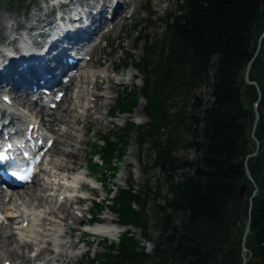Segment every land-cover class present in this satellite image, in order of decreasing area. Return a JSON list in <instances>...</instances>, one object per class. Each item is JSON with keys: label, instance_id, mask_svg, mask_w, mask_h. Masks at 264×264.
<instances>
[{"label": "trees", "instance_id": "obj_1", "mask_svg": "<svg viewBox=\"0 0 264 264\" xmlns=\"http://www.w3.org/2000/svg\"><path fill=\"white\" fill-rule=\"evenodd\" d=\"M173 3L174 8L158 19L162 36L148 41L137 65L145 73L141 94L149 116L144 130L148 160L162 177L153 185L146 181L137 194L130 186L120 190L112 205L120 221L138 226L154 250L151 255L138 252L137 242L125 234L96 264L242 263L239 239L253 190L244 159L255 149L250 132L256 100L255 88L244 82V73L264 30V0ZM249 78L259 85L261 101L255 130L260 149L248 161L258 194L253 199L246 257L247 264H264V37ZM138 99L135 91L120 94L110 113L129 112ZM119 134L126 137V132ZM101 138L104 144L95 147L103 164L112 169L126 140L117 144L108 136ZM178 151L186 154L178 156ZM243 183L247 191L240 198ZM94 206L101 209L98 203ZM115 248L118 254L111 255Z\"/></svg>", "mask_w": 264, "mask_h": 264}, {"label": "bare ground", "instance_id": "obj_2", "mask_svg": "<svg viewBox=\"0 0 264 264\" xmlns=\"http://www.w3.org/2000/svg\"><path fill=\"white\" fill-rule=\"evenodd\" d=\"M94 2L95 0H89ZM116 3H121V0H117ZM93 6V4L91 5ZM120 7V5H117ZM90 9V8H88ZM128 18H123L115 23V29L113 30L114 36L119 37L124 29V24ZM12 22L13 19L8 20L7 23ZM13 27L11 23V28ZM4 26L0 24V32H2ZM7 41L9 37H6ZM128 47L133 45L134 38L129 41ZM1 53V52H0ZM110 52L102 48H97L91 55L93 57L92 63L89 66L94 68V62L99 61V59L104 56L105 58L109 57ZM109 68H103L101 71L95 70H86L79 74L74 75L70 78L67 84L56 83L54 88L56 92H64V95L58 104L57 108L59 112H46L43 108L36 109V103L32 100H29L28 97L17 98L19 96L14 95L13 103L17 104L20 100L23 103V106L30 107L28 110L34 115H29L26 118L33 119L36 123H41L45 125L46 129L49 131L51 136L54 138L55 153L56 155H62V158L58 157L56 159L49 158V163L52 168L50 172H46L47 176L45 180H36L33 186H30L24 189L22 192H17L18 200L21 202H14L15 198H10V202L13 204V207L20 213L18 217L15 216V211L10 212V217L12 218L9 226L1 224L0 225V259L2 258L1 264L5 262H12L13 264L27 263L34 264L36 261L42 259L45 263L48 264H77L76 256L71 254V250L76 246L77 241L81 237V234L76 231L77 224L81 223L83 220L79 218L74 211V205L76 202L73 200L72 192L74 187L83 183L90 182L92 179L86 177V171L74 173V177H71L69 189L70 199L69 202L60 203L58 206H55L53 202V196L46 194L53 189H55V184H52L54 180L69 170H72V162L75 159L74 155H70L67 151L74 142L76 147L80 146L83 143L82 136L85 134L86 129L90 128V121L94 124H97L94 134H98L99 126L107 124L104 122V115L100 113L101 108L95 107L96 101L93 102L91 98L94 96V90L98 89V78L100 81H106L107 91L113 89L114 86H122L126 81L118 80L117 82L112 81ZM97 75V76H96ZM130 77H133V73H129ZM10 83V82H8ZM110 99H105V104H109ZM32 106V107H31ZM91 110H94L92 113ZM14 116L18 117V113L14 110L11 112ZM137 116L141 118V122H145L146 118L142 113V109L137 111ZM47 118V119H44ZM30 123V121H29ZM82 128H79L80 124ZM58 146H63L60 148ZM64 157L72 158L71 164H68ZM129 163L125 166V170L128 169ZM139 170V167H137ZM55 174V175H54ZM42 181V182H41ZM101 191L102 188H100ZM64 195L66 193L64 192ZM14 197V196H12ZM7 207V204H5ZM18 221V222H17ZM24 221L30 223V227H25L21 231L18 230L19 224H22ZM88 223V220L85 221ZM35 224L39 225L42 229L36 228ZM93 229H99L103 234L113 235V232L120 230V227L113 223L112 216L107 215L103 217V223L101 225L95 226ZM56 233V234H55ZM38 234V235H37ZM100 234V233H99ZM40 236L44 237V240L40 239L39 242L42 243V246H38L34 250V244L29 241L28 238L31 236ZM55 237L59 239V247L57 252H53V240ZM52 243V249H51ZM90 244L86 242L84 247L80 248V252L85 251L86 247ZM99 245V242L96 243V247ZM28 250L37 251L34 256H30Z\"/></svg>", "mask_w": 264, "mask_h": 264}, {"label": "rangeland", "instance_id": "obj_3", "mask_svg": "<svg viewBox=\"0 0 264 264\" xmlns=\"http://www.w3.org/2000/svg\"><path fill=\"white\" fill-rule=\"evenodd\" d=\"M151 11L154 13V16L152 17V21H156V17L159 18V17H163L165 13L169 12V10H172L174 8V3H173V0H151ZM28 4V2H26V5ZM13 6L10 5L9 3V0H0V20H4V21H7L10 19L11 16H15L14 13H17V9H14V7H11ZM34 6H37V3L34 4ZM150 17V15H148L147 13L143 12V10H138L132 19L128 20L127 23H126V30L127 32H129L130 28L132 27L131 25H134V24H139L140 28H137L136 30H134V32L132 33V35L129 37V39H125L124 38V35L121 34V39H114V36L113 34L111 35L114 39L113 41V44L111 45V48H107L105 49L106 51H109L111 52L112 49H116L118 48V43L120 42L121 43V47H123L124 49H122V51L120 50H117L115 52V54L113 56H110L108 58V61H104V58H102L100 60V62H104V68L108 67L109 65H111V63H115V61L117 62L118 59L122 58L124 56V52L126 50L130 51L132 53L133 51V60H136V59H139L141 56H142V53L144 51V47H145V42L142 40L140 43L137 44V47H136V50H133L132 48L133 47H128V44L130 43L129 41L132 40L133 38H135V41H134V47L136 46V41H137V38L138 37H141L142 34H144V32L142 31V28L145 26V21L148 20V18ZM162 27H161V23L159 21H156L155 23H153L151 25V27L149 28V31H148V34L150 37L152 36H157V37H161L162 35ZM116 40V41H115ZM126 46L128 47L127 49ZM113 61V62H111ZM111 62V63H110ZM109 68V67H108ZM110 69H111V66H110ZM134 72V71H132ZM139 75V73H138ZM110 76H112L110 74ZM119 76H122V72L119 73L118 76L116 77H113L114 80H119ZM121 80V79H120ZM129 81V83H131L130 79L127 80V82ZM137 86H141V82L139 80H137ZM101 89L100 91H98V93H95L96 95L98 94H105L106 93V87H107V84H101L100 85ZM124 87H120V88H113L112 91H110V93H108V95L110 96V103L109 105L107 106H102L101 104L105 101V99H99L98 101V104H100L99 106L101 107V110H100V113L104 115V113L107 111V110H110V108L112 107V105L114 104V102L116 101L117 99V94L120 92V90H122ZM207 100V98H206ZM142 106H144V103L143 102H139L138 104V107L137 109L135 110L134 114L132 115L133 116V119L132 121L134 123H136V125L138 126H141V125H144L145 123H141V120L138 118L137 116V111L139 109H142ZM130 119L126 116H116V119L114 120H110L108 118H105L104 122L107 123L106 126L104 125H101L99 126V130H98V134H94V130L97 126V124H94L92 121H90V128L86 129L85 131V134L82 136V140H83V143L78 146L77 148L73 145L71 148H69V152H72V154L70 155H74L75 156V159L73 160L72 164H71V161H72V158L70 157H66L65 160L68 162V164H71L72 168L74 170H81V171H85V165H87V162H88V158L91 156V150H92V144L93 142L96 143V142H99V139L98 137L99 136H104V135H107L111 132V130L113 129L114 131H119V128H122L124 126H126L127 122H129ZM82 123L79 125V128H82ZM131 143H132V147L130 148V150L128 151V154L127 156L125 157V160L121 163V168L117 174V177H116V180L115 182L117 183V186L119 188H127V178L129 177V172H131L133 174V177L131 179V181L133 182V187L135 190L139 191L142 189V187L145 185L146 181L148 179L151 180V183L153 185L154 183V179H155V176H157V172L156 171H149V170H145L144 169V165H145V157H146V149L144 148L143 150V155H142V158H141V163L137 162V159L136 157L138 156V154L136 153V145L134 144V138H135V132L132 133L131 135ZM60 148H63V146H58ZM55 151V147L53 149ZM75 152V153H74ZM186 153H184L183 151H178V156H182V155H185ZM187 154H191V152H188ZM50 156L55 158L56 157V154L55 153H50ZM49 157V156H48ZM58 157L62 158V155H59ZM94 160H98L97 157L93 158V161ZM129 163V164H132L131 165V169H126L125 170V166L126 164ZM137 167H139V170H137ZM92 169V174L93 175H96V172L94 171L95 168L94 167H91ZM133 170V171H131ZM91 172L90 175H91ZM43 176V175H40V177ZM159 177V175H158ZM98 187H100L98 185ZM165 187H163V190H164V193H165ZM87 192H89V190L87 189ZM93 194L96 195L97 199L100 201L104 196L105 194L100 190H98L96 193L93 192ZM82 195H87V193H83ZM161 201V200H160ZM105 205H111V202H106L104 203ZM91 207V204L90 202L88 201H85L84 204L82 205V209L83 210H87ZM79 218H81L83 221H86L88 220V218H90L91 214H89L87 211H85L84 213H80V212H76L75 213ZM107 215H111L112 218H115L117 217V215H114V214H110L108 212V210L104 211L103 214H102V218L103 217H106ZM149 225H151V227H148L149 228V233L150 235H152V237L154 238L156 236V231L155 229L153 228V225H154V222L153 221H150L149 222ZM138 233H140V231H138ZM85 242L86 241H89L91 243V246H90V252H89V257H95L99 254H101L103 251L106 250V244H105V239H102V240H99V239H95V238H86L84 240ZM97 242H100V244L96 247V243ZM146 244V243H145ZM81 247H84V244H78L77 248L74 249V253H77L78 250L81 248ZM145 252L147 253H152V250H153V243L152 241H150V244H146V247H145ZM87 259V258H86ZM86 259L83 260V262L81 264H85L86 262ZM2 259H0V263H1Z\"/></svg>", "mask_w": 264, "mask_h": 264}, {"label": "water", "instance_id": "obj_4", "mask_svg": "<svg viewBox=\"0 0 264 264\" xmlns=\"http://www.w3.org/2000/svg\"><path fill=\"white\" fill-rule=\"evenodd\" d=\"M263 37H264V31L259 36V38L257 40V45H256V49H255L254 55L251 58L250 62L247 64L246 69H245V73H244V82L247 85L253 86L255 88L257 97H256L255 102L252 105V107H253V121H252L251 133H250L251 138L255 142V150L251 154L246 155V157L244 159V171H245V174H246V177H247L248 181L253 186V191H252V193H251V195H250V197L248 199L247 221L245 223L243 232H242L241 237H240V240H239L241 251H246L247 250L246 247H245V243H246V239H247V236L249 234V231H250V210L252 208V199L258 193V187L256 186V184H255V182H254V180H253V178H252V176L250 174L249 167L247 165V161L249 159L255 157L257 155V153H258V150H259L260 142L255 137L254 132H255L256 126L258 124L259 118H260V114H259V112L257 110V104L259 103V101L261 99V91H260V88H259L257 82L250 80V78H249V72H250V67H251L252 62L254 61V59L256 58V56L258 55V53L260 51L261 42H262ZM246 190H247V186L244 183V184H242L240 186V188L238 190L239 197H243L244 194H245V192H246ZM231 238L233 240H236V235H235V231L234 230L231 231ZM246 262H247V260L245 259L244 255L242 254V264H246Z\"/></svg>", "mask_w": 264, "mask_h": 264}]
</instances>
